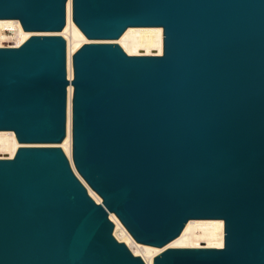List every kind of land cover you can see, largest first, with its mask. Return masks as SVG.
Returning a JSON list of instances; mask_svg holds the SVG:
<instances>
[{"label":"water","instance_id":"water-1","mask_svg":"<svg viewBox=\"0 0 264 264\" xmlns=\"http://www.w3.org/2000/svg\"><path fill=\"white\" fill-rule=\"evenodd\" d=\"M67 2L0 0V19L44 32L0 46V130L23 143L0 158V264H147L110 212L159 247L190 219L224 220L222 247L153 264H264V0H72L90 39L73 79ZM130 26H162L163 53L108 41ZM69 84L74 166L57 145Z\"/></svg>","mask_w":264,"mask_h":264},{"label":"bare ground","instance_id":"bare-ground-1","mask_svg":"<svg viewBox=\"0 0 264 264\" xmlns=\"http://www.w3.org/2000/svg\"><path fill=\"white\" fill-rule=\"evenodd\" d=\"M34 33L44 32L25 30L18 18L0 19V46L20 45ZM58 33L66 38L67 74L69 79H73V54L83 43L90 41V39L84 34L73 19L72 0H68L67 2L66 24ZM108 41L119 43L129 54H162L164 49V29L162 26H130L120 37ZM72 98L73 84H69L67 133L63 141L57 143V145L62 147L74 166L72 157ZM22 144L23 143L18 140L14 130H0V158L13 157L18 147ZM84 183L86 184L89 193L96 199V201L101 202V196L85 181ZM110 218L114 222V235L116 238L126 243L134 254L142 256L147 264H153L155 255L167 247H222L224 245L225 223L221 218L190 219L186 223L182 232L162 247L137 241L114 212H110Z\"/></svg>","mask_w":264,"mask_h":264},{"label":"rangeland","instance_id":"rangeland-1","mask_svg":"<svg viewBox=\"0 0 264 264\" xmlns=\"http://www.w3.org/2000/svg\"><path fill=\"white\" fill-rule=\"evenodd\" d=\"M65 38V37H64ZM66 39V38H65ZM114 40V39H113ZM101 200H102V198H101Z\"/></svg>","mask_w":264,"mask_h":264}]
</instances>
